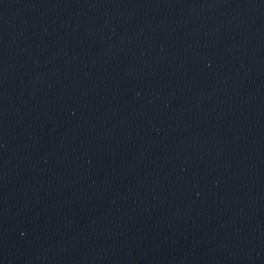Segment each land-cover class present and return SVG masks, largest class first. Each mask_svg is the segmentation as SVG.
<instances>
[{"label": "water", "instance_id": "95a60500", "mask_svg": "<svg viewBox=\"0 0 264 264\" xmlns=\"http://www.w3.org/2000/svg\"><path fill=\"white\" fill-rule=\"evenodd\" d=\"M0 264H264V0H0Z\"/></svg>", "mask_w": 264, "mask_h": 264}]
</instances>
